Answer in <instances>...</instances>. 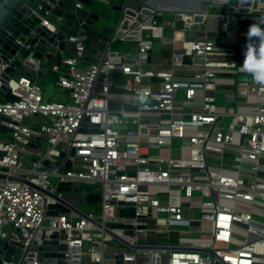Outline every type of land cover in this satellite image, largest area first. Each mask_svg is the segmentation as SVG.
Returning a JSON list of instances; mask_svg holds the SVG:
<instances>
[{"label": "built area", "instance_id": "2783aa9c", "mask_svg": "<svg viewBox=\"0 0 264 264\" xmlns=\"http://www.w3.org/2000/svg\"><path fill=\"white\" fill-rule=\"evenodd\" d=\"M130 1H118L119 27L94 62L86 63L88 33L80 26L67 35L73 54L66 49L52 69L70 102L44 101L32 78L10 75L12 63L0 65V127L9 133L0 138V175L22 179L0 178V239L23 245L19 262L12 255L3 264H50L51 257L82 264L84 255L90 264H105L119 252L125 264H264V84L243 67L249 42L214 39L208 27L210 18L264 23V0L230 1L226 12L212 2L200 10L175 7L168 17ZM74 7L87 9L81 2ZM46 13L41 25L58 32ZM187 30L196 35L186 37ZM167 31L173 53L154 62L155 43ZM119 42L135 46L113 49ZM260 62L249 53L250 66ZM41 68L36 61L34 69ZM220 79L235 85L246 110L218 105ZM40 116L43 122H25ZM39 141L47 143L44 150ZM154 148L169 155L153 156ZM61 153L64 161L56 158ZM53 177L73 189L99 184V217L92 211L49 215L58 204L49 193L70 202L72 196L57 192ZM129 208L133 216L126 215ZM171 231L179 232L178 241L169 239ZM55 232L67 251L43 244ZM152 236L160 241H149ZM117 242L128 250L116 249Z\"/></svg>", "mask_w": 264, "mask_h": 264}, {"label": "water", "instance_id": "95a60500", "mask_svg": "<svg viewBox=\"0 0 264 264\" xmlns=\"http://www.w3.org/2000/svg\"><path fill=\"white\" fill-rule=\"evenodd\" d=\"M102 0H0V65L3 63H12V66L7 70L8 73L13 72L16 67L27 66L34 68L36 61H42L44 58L55 59L57 65L62 62L64 51L67 49V35L68 33L62 27L64 24H72L78 22V24L88 33L90 37L98 35L96 27L98 25L99 16L96 8L97 4ZM117 2L119 0H108L109 2ZM192 0H188L191 2ZM207 3L212 2L217 8H227L230 5L231 0H204ZM83 3L87 9H92L91 12L87 9H74L75 3ZM194 4L199 5L197 9L202 7L201 0H193ZM38 5H42V8L35 13V9ZM95 9V10H94ZM117 9L122 10L120 5ZM47 11H50L52 15L63 17L62 26L57 23L58 32H52L47 27L41 25L40 17H46ZM232 11V10H231ZM199 22L202 18L197 19ZM214 26V27H213ZM208 27L210 31H216L220 33H230L234 31V20H228L227 18H210L208 20ZM193 30L199 29L198 25H195ZM102 40L108 41L109 37L104 35H98ZM188 60V58H186ZM6 90V87H4ZM10 93L7 94V97ZM35 139L32 138V141ZM73 153V151H72ZM66 153H61L57 156V160L64 161ZM66 167L71 168V162L66 161ZM0 178L9 180H22L14 176L0 175ZM57 192H66L76 196V190L72 188L71 182H59L57 186ZM84 192V190H81ZM49 193V192H46ZM57 199L58 204L50 205L49 215H59L60 213H71L76 211L85 215L84 212L79 209L75 204L67 199L60 198L55 193H49ZM85 199L88 204H96L101 199L99 194H85ZM126 215H134V209L129 208L125 211ZM74 221H78L74 219ZM162 229H167L166 221L160 220ZM108 227H123L122 224H108ZM154 234L155 232H151ZM162 234L161 236H164ZM59 232L53 233L50 238L52 241L45 240L44 245H59L58 238ZM179 232L171 231L169 233V239L171 241H178ZM37 244V243H35ZM14 246H10L4 239H0V264H3V260L11 261L12 255L15 256L14 262H19L23 256V245L14 243ZM62 251H67L68 246L66 244L59 245ZM110 257V258H109ZM112 255H108L105 259V264H125L124 254L119 252L111 258ZM66 264L64 261H57V258L51 257L50 264ZM78 263V261H75ZM82 264H90L91 257L84 255L81 258Z\"/></svg>", "mask_w": 264, "mask_h": 264}, {"label": "crops", "instance_id": "0c3cea01", "mask_svg": "<svg viewBox=\"0 0 264 264\" xmlns=\"http://www.w3.org/2000/svg\"><path fill=\"white\" fill-rule=\"evenodd\" d=\"M201 1H202V7L205 6V4L207 2L204 0H201ZM130 2H131V5L135 8L147 6L149 8H153V9H162L163 11H165L166 17L171 15L170 11L175 7H182L186 10L187 9L194 10V9H197V7L199 6L197 4H194L193 0L191 2H188V0H131ZM119 6H120V4L118 3V1L117 2L113 1V2L108 3V0H102L100 3L97 4V9L95 10V11H97V13L94 12V14L100 15L99 20H98V25L96 27L98 35H104V36H108L110 38L116 34L117 29H118L119 24H120L121 16H122V10L117 9V7H119ZM49 19L53 23H56V24L59 23L58 25L61 24L60 26H62L63 21L61 23L58 22V16H54L51 14V15H49ZM112 21H114L113 24H112ZM252 25L253 24H251V23L250 24L249 23L248 24L239 23L237 20H235L234 31L230 32V33H224V37L222 39L225 41H228V43H233V42L236 43L237 41L249 42L248 29ZM62 27L65 29V31L68 34L78 32L81 30L78 22H73L70 25L64 24ZM239 28H240V30H239ZM191 31L193 32L192 35L188 36L187 34ZM211 32L220 33V32H216V31H211ZM242 32L246 33V35L243 36ZM172 35H173V32L167 31L166 32V40L165 41L158 40L157 43H159L160 48L157 49L156 53H154V51H153V61L154 62L155 61L156 62H159V61L167 62V61H169V58L172 55L173 50H174V47L170 41ZM194 35H196L195 31H193V30H187L186 31V37L191 38ZM93 41H94V39L91 40L90 45H89L86 63L94 62L96 60L97 51L101 49L102 45L103 46L105 45V40H102V39L101 40H95V42L97 41V44H93ZM119 43H124V42H119ZM70 54H73V48H72V46L68 45L66 55H70ZM55 64H57L55 59L44 58L41 61V65H42L41 69L35 70L34 68H29L27 66L16 67L13 72H10V75L15 76V77L27 76V77L32 78L35 81L36 76L39 72H43L44 75H49L51 72V80H53L55 82V84L57 86H59L58 85L59 73L55 72L52 69V67ZM63 70H65V68H63ZM35 73H36V75H34L35 76V78H34L32 75ZM218 81H219L218 82L219 83L218 89L222 90V94L219 96L217 94V97H219V99L223 100L222 104L223 103L224 104H235L234 106H231V107H234L238 110H246L248 108L247 107L248 104H246L243 99H241L237 96L235 85L232 84L231 81L227 82L225 80L223 81V79H220ZM60 99H62V96L60 97ZM180 99H183V94L180 95ZM0 129L2 130V131H0L1 132L0 138L4 139L1 136H6L5 139L9 138V133L6 131V129L3 126H1ZM33 146L35 147V144H33ZM37 146L39 147V144ZM78 184H81V186H83V190L86 187V185L83 183H78ZM78 187H80V186H78ZM85 194H94V192L89 190V192L85 191ZM69 199L71 200L72 203L77 205V201H75V196H70ZM77 207L79 209H81L78 205H77ZM81 210L84 211L83 209H81Z\"/></svg>", "mask_w": 264, "mask_h": 264}, {"label": "rangeland", "instance_id": "374dc122", "mask_svg": "<svg viewBox=\"0 0 264 264\" xmlns=\"http://www.w3.org/2000/svg\"><path fill=\"white\" fill-rule=\"evenodd\" d=\"M231 2L233 4H237V0H231ZM97 9V8H96ZM216 11L218 12H226L225 8H217ZM123 15V13H122ZM122 18V16H121ZM121 21V20H120ZM114 23V21H112V24ZM192 31L189 32L187 35L191 36L192 35ZM210 35L214 38V39H222L224 37V33H215V32H211ZM243 39V38H242ZM244 40V39H243ZM158 42V41H157ZM155 43V48H154V53L157 52V49L160 48L159 43ZM93 44H97V41L95 42V40L93 41ZM135 46V44L133 42H124V43H116L113 45V49H117V50H130ZM103 47V45H102ZM101 47V48H102ZM104 49V47L102 48ZM35 74H33L32 76L35 78ZM35 82L37 84H39L42 88V92H43V99L44 101L49 100V101H67L70 102L72 101L70 96L68 95L67 91L65 89H63L62 87H59L55 84V82L53 80H51V72L49 75H44L43 72H39L36 76V80ZM118 82V81H117ZM222 94V90L218 89V96ZM62 96V99H60V97ZM221 99H219L218 97V105L221 107H226L229 108L231 106H234L235 104H222ZM2 120V118L0 117V121ZM44 118L40 117H28L26 118L25 122L29 125H33L36 124L38 122H43ZM228 122H230V119L228 120ZM1 134V132H0ZM2 138H4V140H8L9 138H6V136H1ZM179 142L176 141L175 145H178ZM47 147V143L45 141H39V148L44 150ZM152 154L153 156H158V154H161L163 156H168L169 152L168 151H162L159 150L157 148H154L152 150ZM174 156H178L177 152H174ZM25 164L27 165L28 168H31V162H29L27 159H24ZM51 183L58 185L59 180L57 178H51L50 179ZM76 186V196H75V201H77V205L83 209L86 212L92 211L95 212L97 215L99 214V209L100 206L99 204H88L86 202L85 199V191L89 192V190H91L94 193H98L100 192V185L96 184V185H89L87 184L86 187L84 188V192H81V190H83V186H81V184H77L75 183ZM80 186V187H78ZM86 189V190H85ZM99 217V215H98ZM154 226V225H153ZM149 241H160V239H157L156 236H152L148 238ZM163 242V241H162ZM114 247L118 250H123L126 251L128 250V248L120 243H114ZM140 258L142 257L141 255L139 256ZM129 264H136V262L133 263H129Z\"/></svg>", "mask_w": 264, "mask_h": 264}, {"label": "clouds", "instance_id": "9594fccd", "mask_svg": "<svg viewBox=\"0 0 264 264\" xmlns=\"http://www.w3.org/2000/svg\"><path fill=\"white\" fill-rule=\"evenodd\" d=\"M248 38L249 43L245 53L243 67L250 73L255 82L264 84V23L250 26L248 29ZM249 53H251L257 61L261 62L250 66L248 64Z\"/></svg>", "mask_w": 264, "mask_h": 264}, {"label": "trees", "instance_id": "16d2710c", "mask_svg": "<svg viewBox=\"0 0 264 264\" xmlns=\"http://www.w3.org/2000/svg\"><path fill=\"white\" fill-rule=\"evenodd\" d=\"M95 10V9H94ZM101 40V38L98 35L92 36L91 40Z\"/></svg>", "mask_w": 264, "mask_h": 264}]
</instances>
